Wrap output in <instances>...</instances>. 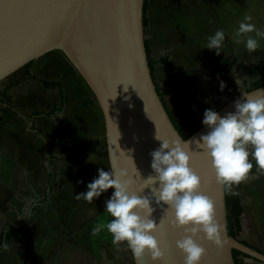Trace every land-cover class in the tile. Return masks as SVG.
<instances>
[{"label":"crops","instance_id":"1","mask_svg":"<svg viewBox=\"0 0 264 264\" xmlns=\"http://www.w3.org/2000/svg\"><path fill=\"white\" fill-rule=\"evenodd\" d=\"M152 1L145 41L152 50L166 108L177 119L201 125L206 108L220 109L244 93L246 85L264 77V38L251 53L236 39V29L246 14L264 29V0ZM208 6L212 21L207 17ZM202 7H206L205 16ZM218 28L225 31L219 55L205 48L208 36ZM28 72L61 83L68 100L59 87L27 78ZM15 74L0 83V264H59L63 240L105 210L100 197L92 202L76 199L96 176V158L104 143L108 159L105 134V142L102 139L104 117L84 79L59 54L47 53ZM221 80L226 82L223 91ZM15 81L16 85L8 87ZM51 173L55 183L48 194ZM253 173L236 185L244 209L241 238L264 252V172L256 173L254 167ZM21 225L23 233L7 242L8 232ZM44 227L48 228L45 234ZM88 228L80 229L77 241L97 261L111 262L115 257L108 245H83L82 234Z\"/></svg>","mask_w":264,"mask_h":264},{"label":"water","instance_id":"2","mask_svg":"<svg viewBox=\"0 0 264 264\" xmlns=\"http://www.w3.org/2000/svg\"><path fill=\"white\" fill-rule=\"evenodd\" d=\"M145 0H0V82L28 63L61 51L84 79L103 113L110 170L125 169L142 191V177L152 173L150 153L161 139L184 140L164 105L153 79L146 50ZM245 93V92H244ZM264 96V86L247 92ZM219 111L234 110V101ZM202 126L190 138L206 132ZM191 166L202 178L201 191L213 200L222 226V243L202 240V264H235L233 250L264 264V253L231 237L227 228L226 189L217 182L210 160L195 142L188 143ZM1 168V154H0ZM139 172L141 175H139ZM144 194L151 196V188ZM153 216L163 227L157 235L165 257L159 264H184L175 241L185 233L169 224L167 210L154 197ZM166 207V206H165ZM131 252V251H130ZM132 255V253H131ZM134 264H153L149 254Z\"/></svg>","mask_w":264,"mask_h":264},{"label":"clouds","instance_id":"3","mask_svg":"<svg viewBox=\"0 0 264 264\" xmlns=\"http://www.w3.org/2000/svg\"><path fill=\"white\" fill-rule=\"evenodd\" d=\"M252 20L253 17L246 14L236 29L237 43L243 42L250 53L260 47V38H264V29L250 22ZM224 41L225 31L218 28L208 36L205 48L219 55ZM236 82L239 83L237 79ZM225 87L226 82L221 80V91ZM202 123L207 131L188 138L187 143L156 135L161 143L150 153L153 171L147 178L142 177V191L133 188L136 180L125 169L116 173L98 168V175L87 183V190L76 194V199L92 202L114 189L105 200V211L111 219L106 223L97 221L91 228L92 236L106 229L113 244L126 246L137 262L149 254L153 264H159L165 257L157 235L163 218L157 223L153 216L154 197L156 203L167 210L169 224L184 230L185 234L175 241L176 247L184 253V264H202L207 252L202 240L221 245L222 226L215 218L213 200L201 191L202 178L191 166L188 143L194 141L209 158L217 182L226 190L250 178L254 167L256 173L264 172V96L241 93L234 101V110L224 114L206 108ZM145 188H151V196L144 194Z\"/></svg>","mask_w":264,"mask_h":264},{"label":"trees","instance_id":"4","mask_svg":"<svg viewBox=\"0 0 264 264\" xmlns=\"http://www.w3.org/2000/svg\"><path fill=\"white\" fill-rule=\"evenodd\" d=\"M153 5V1L152 0H145L144 3V27L145 30L148 27V18H147V11L148 9ZM146 50L148 53V58H149V65L151 68V72L153 75V79L154 82L156 84V88L157 91L164 103V105L166 106V102H165V96L164 93L162 91V87L161 85L158 83L156 77H155V71H156V64L154 61L151 60V54H152V50L150 49V47L148 46V44L146 43ZM32 64V62L28 63L25 67L28 68L30 65ZM27 78H33L36 80H41L37 75L32 74L30 72H28L26 74ZM43 81L47 86H56L59 87L62 95H63V99L66 101L68 100V96L67 93L64 89V87L62 86L61 83L59 82H52V81ZM18 82H10V84L8 85V87L14 86L16 85ZM264 86V77L260 78L259 80L246 85L245 86V92H250L253 90H256L258 88H261ZM2 99H3V94H0V104H2ZM170 118L173 122V124L175 125L176 129L178 130V132L180 133V135L182 136V138L184 140H187L188 138H190L192 135H194L202 126L203 123L201 125L195 126V125H188L185 123V121H183V119H177L168 109H167ZM42 113H35V115H41ZM55 183V175L53 173H51L48 184H47V188H48V194H50V192L52 191V188L54 186ZM226 206H227V228H228V233L231 237L241 241L243 244L257 250L260 252L261 251L259 248L254 247L253 245H250L247 241L243 240L242 234H243V227H242V216L244 213V209H243V205H242V201L237 193V189H236V185L233 186L232 190H226ZM45 229L42 230V233L45 234L48 231V228L44 227ZM24 231V225L19 226L16 229H13L12 231H9L7 234V242L8 240L11 238V236H13L14 234H21ZM3 244V237L0 238V247ZM264 253V252H263ZM233 257H234V261L235 264H254L253 262L248 261L249 260V256L234 249L233 250ZM254 261V260H253ZM257 262V261H256ZM134 264V263H133Z\"/></svg>","mask_w":264,"mask_h":264},{"label":"rangeland","instance_id":"5","mask_svg":"<svg viewBox=\"0 0 264 264\" xmlns=\"http://www.w3.org/2000/svg\"><path fill=\"white\" fill-rule=\"evenodd\" d=\"M207 12L209 14L207 17L212 21V19L214 18L212 14L213 13L212 8L211 7L207 8ZM205 13H206V7L203 8L202 10V14L204 16H205ZM52 53L59 54L67 58L64 55V53H62L61 51H52ZM15 73L12 75H16ZM7 79H9V77L3 81H6ZM102 122H103L102 126H103V137H104V134H105L104 119L102 120ZM103 137L102 139H104V142H105V137L104 138ZM97 155H98L96 158L97 164L95 165L96 171L98 170V168H101V167H103L105 171H108L110 169V166H109L107 155H106L105 143L103 145L102 153H100V155L99 154ZM95 166H93L92 164L93 169H95L94 168ZM95 174L97 176L98 171ZM112 192H113V189H109L106 193H103L100 196V199L106 200V198L110 196ZM100 215L101 216L96 219L97 221H103L106 223L107 220L111 219L110 215L105 210H103V212ZM96 220L93 223H90L89 225L86 224L85 226L84 225L78 226L77 227L78 233L76 235H73V236L70 235L71 237L69 239L65 238L63 240L61 246L59 247V249L61 250L60 251L61 261L59 264H133V259H132L130 250L123 244H121L120 246L114 245L112 242L111 234L106 229L102 230L101 233H99L103 236L102 238L99 237L100 238L99 240L97 239L98 238L97 235L96 236L91 235V228L97 222ZM86 226L87 227L90 226V228H88V230L86 232H83L82 234V236L84 237V239L82 240L83 245H87L89 248H91L90 247L91 245L93 246L95 245L96 247V244H99V243L106 244V246L108 245L112 250V255H114L115 257L114 259H112L111 262H109L108 260L97 261L95 258V255L93 253L87 252V250L83 246H81V244L77 241V236L79 234V231H81L80 229ZM64 237H66V233H64ZM250 241H253V240H250Z\"/></svg>","mask_w":264,"mask_h":264},{"label":"snow or ice","instance_id":"6","mask_svg":"<svg viewBox=\"0 0 264 264\" xmlns=\"http://www.w3.org/2000/svg\"><path fill=\"white\" fill-rule=\"evenodd\" d=\"M163 227V226H162Z\"/></svg>","mask_w":264,"mask_h":264}]
</instances>
